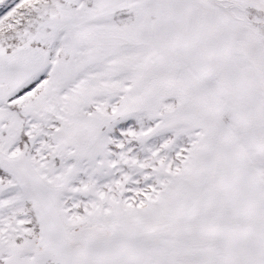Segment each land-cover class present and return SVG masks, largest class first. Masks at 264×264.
I'll list each match as a JSON object with an SVG mask.
<instances>
[{
  "label": "snow or ice",
  "instance_id": "obj_1",
  "mask_svg": "<svg viewBox=\"0 0 264 264\" xmlns=\"http://www.w3.org/2000/svg\"><path fill=\"white\" fill-rule=\"evenodd\" d=\"M0 264H264V0H0Z\"/></svg>",
  "mask_w": 264,
  "mask_h": 264
}]
</instances>
